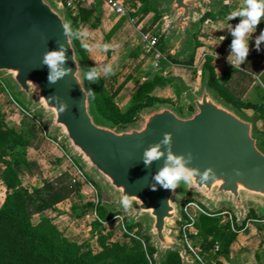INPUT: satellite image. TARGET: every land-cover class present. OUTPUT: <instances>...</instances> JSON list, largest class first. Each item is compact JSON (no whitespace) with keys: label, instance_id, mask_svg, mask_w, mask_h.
Returning a JSON list of instances; mask_svg holds the SVG:
<instances>
[{"label":"water","instance_id":"water-1","mask_svg":"<svg viewBox=\"0 0 264 264\" xmlns=\"http://www.w3.org/2000/svg\"><path fill=\"white\" fill-rule=\"evenodd\" d=\"M223 1L151 0L153 7L160 2L164 6L160 15L168 22L166 42L178 39L171 51L176 58L188 59L197 44L192 41V31L201 26L196 15L221 10ZM72 22L61 0H0V77L108 194L110 200L102 205L109 214L125 209L120 202L125 194L135 196L129 223L142 220L143 232L156 248L155 264H163L171 251L180 254L182 264H199L184 243L174 238L177 222L183 220L180 198L194 196L211 210L225 204L233 209L240 226L250 213L248 202L264 212V132L258 129V118L220 96L210 85L206 69L200 87L184 82L181 94L191 110L182 112L168 102H158L144 107L126 125L106 119L92 97L79 48L74 38L64 35L62 26ZM60 44L68 50L64 67L72 71L50 84L49 69L41 61L45 52L58 51ZM54 95L68 105L65 112L59 111L55 101L49 103ZM166 132L172 134L174 153L191 152V166L201 172L212 168L215 179L182 183L175 192L159 185L152 190L153 176L163 160L146 167L141 157Z\"/></svg>","mask_w":264,"mask_h":264},{"label":"trees","instance_id":"trees-1","mask_svg":"<svg viewBox=\"0 0 264 264\" xmlns=\"http://www.w3.org/2000/svg\"><path fill=\"white\" fill-rule=\"evenodd\" d=\"M131 1L132 5L137 7L130 12L131 17L140 16L139 20H141L153 13L150 27L161 20L160 10L150 5L151 0ZM101 5L102 0H88L79 5L76 13L70 10L73 17L71 28L80 30L84 23L95 28L100 27L103 23ZM232 12L231 4L226 3L219 11H207L202 20L229 18ZM231 22L234 28L240 22V18H234ZM260 24L264 28V19ZM144 30L147 32L149 29ZM232 39L229 32L224 49L229 46ZM74 40L82 54L87 72L95 66V63L87 50L82 47L81 41L75 38ZM196 43L193 52L185 60L176 58L166 47L163 39H160L159 47L167 53L174 64L197 71L195 59L197 49L202 43L198 38ZM140 49L141 46H138L132 52L134 58H138ZM213 60V56L208 54L202 65L203 75L206 69L210 71V85L220 96L238 108L244 110L251 106L259 110V117L264 119V104L249 105L243 99L255 79L254 75L264 70L262 43L260 51H257L256 47L250 51L244 64L238 68L228 66L221 74L217 73ZM162 65L163 68H167L170 64L162 61ZM128 79L135 82L137 89L132 95L133 104L126 109H122L115 99L125 82L118 84L112 91L110 83L105 82L102 76L94 83L89 81L98 111L103 117L118 125L135 121L139 117V111L144 107L168 101L154 94L158 87L169 84L171 79L155 70L152 58L148 64L141 65L134 74L128 75L125 81ZM177 94L180 95L179 89ZM179 109L183 112L182 108ZM43 126L45 127L44 124ZM29 144L25 130L8 124L0 114V164L4 165L0 181L6 187L5 198L0 205V264H150V261L155 264L156 248L151 245V237L142 232L141 224L129 226L130 229L139 227V238L129 236V240L125 241L113 238V231L106 225L110 220L109 211L102 205V200L98 203L89 201L84 205L86 209L93 208L98 215L91 221L89 228L92 237L96 236L98 249L93 247L91 240L81 242L68 237L46 212L80 192L83 183L75 180L68 172H62L53 179L44 177L41 186L32 189L24 187L23 175L26 171L31 175H43L38 161L28 157ZM247 218L262 217H259L256 209L253 208ZM243 225L239 228L241 229ZM197 227L206 251L211 252L217 242L220 244V250L215 254L216 264H225L220 258H230L231 247L237 240L238 233L233 231L229 222H223L221 216L202 214ZM259 228L263 232L264 224H260ZM261 242L264 244V237ZM163 264H182L180 254L171 251Z\"/></svg>","mask_w":264,"mask_h":264},{"label":"rangeland","instance_id":"rangeland-1","mask_svg":"<svg viewBox=\"0 0 264 264\" xmlns=\"http://www.w3.org/2000/svg\"><path fill=\"white\" fill-rule=\"evenodd\" d=\"M106 2L102 0V4ZM90 4V3H89ZM93 4V3H91ZM127 14L120 16L117 13L111 11L113 17L124 18L123 20L128 27L130 33H135L137 36V41L139 44L136 46H141L139 50L140 55H145V57H138L132 60L130 65L126 64L124 69L125 71H132L136 65H145L148 64L151 60L150 55L144 51L143 42H142V32L145 28L149 29L153 33H157L160 39H163L167 48L170 51L178 43V39L174 38L170 42H166V35L168 33V22L164 16H161V20L150 27L149 24L153 17V13H150L148 18L142 22V19L139 20L140 16L135 18L130 16V12L134 11L137 7L132 5V1H126ZM225 0L223 1L220 9L225 7ZM228 4H231L233 12L238 10L243 5V0H230ZM163 4L160 2L158 5L159 10L163 9ZM69 9V8H68ZM70 11V9H69ZM210 11V10H205ZM202 15H196V21L200 22L201 26L199 30L192 31V41L196 42V38L209 41L207 42L208 47L211 49V53L215 50H221L226 44V41L229 38L230 28L232 27V22L230 19H224L220 24H214L212 22L207 23L206 20H202ZM215 25V26H214ZM150 28H149V27ZM224 34V35H223ZM225 36L226 39L221 41V36ZM133 37V36H132ZM135 48V49H136ZM206 50L197 49L196 59H195V69L197 71H191L186 69L183 66L171 65L167 67L166 75L171 79V82L163 87H158L154 94L162 97L168 101L173 106L183 109V112L189 111L190 102L184 100L181 92L184 87V82H188L193 88L200 87L202 85L203 74L199 72L202 67L203 60L205 59ZM128 73V72H127ZM126 73L119 72L116 75H119V78L122 79ZM264 82V77H260ZM7 86L5 80L0 77V114L4 116L8 124L14 125L18 128H23L25 130L26 136L30 142L28 146V157L30 159L37 160L43 175H31L29 172H25L23 175V186L29 189H32L43 184V178L53 179L62 172H68L75 180L81 181L83 183L82 189L80 192L74 194L69 199L64 202H61L56 206V208L47 210V214L54 219L58 227L66 234L68 237L74 240L81 242L90 241L94 248L98 249V241L96 236L92 237V234L89 230L90 223L96 217L95 210L93 208H85V203L89 201H94L98 203L99 200L102 202L110 200L108 194L103 192L100 184L92 178L85 167L72 155L66 148V145L62 140L56 135L51 136L49 130L45 123L40 119L34 116V113L31 108L25 106L19 99L17 101L25 108L26 112L22 111L12 100L10 95L12 94L9 90L5 89L3 83ZM110 83L112 91L118 85V81H107ZM8 88V86H7ZM135 89L134 83H128L116 96L115 99L119 106L122 109L128 108L133 104V91ZM177 89H179V94H177ZM13 95V94H12ZM180 110V109H179ZM142 110L139 111L138 116L141 114ZM250 112V111H248ZM255 116V115H252ZM45 125V127L43 126ZM60 154L62 156H60ZM4 165L0 164V174ZM6 194V187L0 181V205L2 204ZM196 199V197H189L183 195L180 198L181 201V212L183 201L186 199ZM201 201V200H199ZM203 203V202H202ZM205 205V204H204ZM250 211L251 209H256L260 219H264V212H259L258 208L254 204L247 203ZM208 207V206H207ZM212 211H230L233 213L235 219L237 216L232 208L225 204L219 205L216 210ZM222 219H229L228 214H221ZM130 210H117L113 214H109L110 220L106 222L108 229L113 231V238L120 239L122 241L129 240V236L140 237L139 227H134L130 229L129 223ZM259 218L246 219L243 226H247L243 231L238 232L237 240L232 244L233 248V258L229 260V264H264V244L260 240L264 237V231L261 232L259 225L264 224V221H258ZM182 220L177 222V231L174 233V238L180 242H183L180 235V223ZM143 227L142 232L145 227L142 220L137 222ZM124 226L128 231L124 229ZM240 227V225L238 224ZM127 237V238H126ZM202 240V238L200 239ZM184 243V242H183ZM231 256V254H230ZM224 258V257H222ZM209 259L216 262L215 253L213 251L209 252Z\"/></svg>","mask_w":264,"mask_h":264},{"label":"clouds","instance_id":"clouds-1","mask_svg":"<svg viewBox=\"0 0 264 264\" xmlns=\"http://www.w3.org/2000/svg\"><path fill=\"white\" fill-rule=\"evenodd\" d=\"M234 18H240V22L234 28L229 29L233 39L227 61L234 68H238L246 62L250 53L249 41L252 38V34L256 31L257 26L264 19V0H243V5L229 16L230 20ZM62 27L67 39L69 37L79 39L82 47L88 51H107L113 47L110 44L86 43L85 40L89 36L87 31L73 30L69 24H65ZM225 39V36H221V41ZM262 42H264V31H261L259 36L255 38L257 51H260ZM115 47L119 46L116 45ZM67 51L64 44H60L58 51L53 50L44 53L41 64L46 65L49 69L48 82L50 84H55L72 71V69L64 67L68 58L66 56ZM215 58H218V53L216 52ZM115 71L113 70V65L110 63L103 64L102 66H94L85 73V78L94 83L101 77V73L107 77L114 75ZM48 101L49 103L55 101V106L58 105L57 107L62 113L68 108V105L62 102L58 95L49 97ZM141 159L146 167H150L154 162L163 160V166L153 176L155 183L150 185L154 191L157 185H159L165 190L175 192L182 183L185 185H190L194 182L203 183L216 177V173L212 168H207L201 172L199 168L192 167L194 156L191 152L179 155L174 153L172 151V134L167 132L164 133L162 140L150 144L143 150ZM236 174L241 175L239 170H237ZM132 197L135 196L125 194L121 198V205L126 210L132 206Z\"/></svg>","mask_w":264,"mask_h":264},{"label":"crops","instance_id":"crops-1","mask_svg":"<svg viewBox=\"0 0 264 264\" xmlns=\"http://www.w3.org/2000/svg\"><path fill=\"white\" fill-rule=\"evenodd\" d=\"M102 16H103V23L100 27L95 28L91 26L90 24L84 23L81 25L80 30L81 31H87L89 33L88 38L85 40L86 43L89 44H110L113 45V47L109 48L107 51H97V50H92L88 51L91 59L94 61L95 66H102L103 64H112L113 65V70L115 71L114 75L110 76H103V73H101L102 78L104 79L105 82L107 81H118V84L124 83L123 88L130 82L134 83L135 89H137V85L132 79H128L125 81L126 77L130 74H134L136 70L141 66V65H136V67L133 68L132 71H125L124 69H127L126 64L130 65L132 60L135 58L132 56V52L135 50L136 46L139 44V41H137V35L135 33H130L128 27L126 26L125 22L122 20V18L118 17H113L111 15V10L109 9L108 5L103 3L102 5ZM149 14L146 15L143 19L146 20L148 18ZM224 19H229L227 17L223 19H212L208 18L206 20L207 23L212 22L214 24H220ZM215 26V25H214ZM264 31V28L262 27L261 24H259L256 28V31L252 34V38L249 41V46H250V51L255 47V38L259 36L260 32ZM224 35V34H223ZM222 35V36H223ZM133 36V37H132ZM200 42L202 45L199 48V50H206V54L212 55L214 60H213V65L216 68V71L218 74H221L228 66H232L228 63L227 57L230 54L231 48L229 46L227 48H222L221 50H215L216 53H218V58H215V52L211 53V49L208 47L209 41L205 40V38L200 39ZM118 45L119 47H115ZM262 48H264V42H262ZM138 57H145V55H139ZM205 59L203 60L204 63ZM202 63V65H203ZM264 64V62H263ZM122 72L126 73V76H123L122 79L119 78V75H116L117 73ZM128 72V73H127ZM199 72L202 73V67L199 70ZM261 76L264 77V70L258 74L254 75L255 79L249 89L247 90L246 94L243 96V99L246 103L249 105H260L264 104V82L261 80ZM122 88V89H123ZM121 89V90H122ZM133 91V93H134ZM245 113L248 115H255L258 118V123H259V130L264 132V119H261L259 117V110H256L255 108L248 106L243 110ZM250 111V112H248ZM60 156H62L60 154ZM60 204V203H59ZM261 242V240H260ZM233 248V246L231 247ZM233 252L231 251V256L229 259L226 258H220L221 261H223L225 264H229V260L233 258Z\"/></svg>","mask_w":264,"mask_h":264},{"label":"built area","instance_id":"built-area-1","mask_svg":"<svg viewBox=\"0 0 264 264\" xmlns=\"http://www.w3.org/2000/svg\"><path fill=\"white\" fill-rule=\"evenodd\" d=\"M61 1L67 8H69L70 10H74V12L76 13L78 11L79 5L82 3L84 4L88 0H61ZM103 1L106 2V4L108 5L109 9L112 12L117 13L120 16L127 14V7L125 4L126 0H103ZM225 2L228 4L230 0H225ZM142 42H143V49L152 58L156 71H160L163 75H166L167 68H163L162 61L168 62L170 64L169 66L176 65L171 61L167 53L159 47L160 37L157 35V33H153L151 31L142 32ZM3 86L7 90H9L4 83ZM10 97L11 100L22 111L26 112L25 108L17 101L14 95L11 94ZM202 214L209 216H220L221 214H228L229 219H222V221L229 222L233 231L237 233L246 229L248 225L243 226L240 229L237 223V219H235L233 213H231L230 211H224V212L212 211L201 201L192 198L183 201V206H182L183 220L180 223V235L187 251L189 252L190 256L194 260H196L199 264H216L215 261L209 259V252L204 249L202 245V240H200L201 236L199 234L197 223ZM96 217H98L97 213H96ZM257 220L264 221V219H257ZM124 229L128 231L125 226ZM219 250H220V244L217 242L214 248L212 249V251L216 254ZM150 264H152V261H150Z\"/></svg>","mask_w":264,"mask_h":264}]
</instances>
